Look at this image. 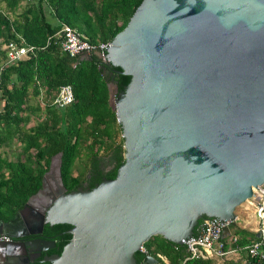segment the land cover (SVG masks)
<instances>
[{
  "label": "water",
  "instance_id": "water-1",
  "mask_svg": "<svg viewBox=\"0 0 264 264\" xmlns=\"http://www.w3.org/2000/svg\"><path fill=\"white\" fill-rule=\"evenodd\" d=\"M103 53L104 61L98 52L80 55L110 65L119 81L106 89L123 162L114 178L66 192L60 153L52 156L39 189L0 219V234L12 240L0 245L6 264H17L14 248L44 223L71 226L49 264H137L135 253L153 235L182 245L201 218L215 217L229 221L223 237L237 227L235 215L256 211L264 0H141ZM139 264L158 261L145 254Z\"/></svg>",
  "mask_w": 264,
  "mask_h": 264
},
{
  "label": "trees",
  "instance_id": "trees-1",
  "mask_svg": "<svg viewBox=\"0 0 264 264\" xmlns=\"http://www.w3.org/2000/svg\"><path fill=\"white\" fill-rule=\"evenodd\" d=\"M140 1L0 0L2 221L11 219L39 189L41 177L57 153L66 192L90 189L103 179L115 177L123 162V139L109 103L106 82H115L118 89L119 81L111 66L96 56L88 59L61 51L59 31L65 24L90 44L109 42ZM9 42L30 50L23 59L10 62L4 47ZM64 84L70 85L73 100L58 107L52 98ZM197 226L192 234H196ZM55 227L63 230L70 225ZM68 235H62L61 246ZM220 240L223 250L235 249L242 257L189 258L184 245L153 235L142 243L145 253L137 251L135 260L139 264L149 254L160 264H241L243 258L256 259L249 257L244 247L260 241L263 257L258 263L264 264V236H258L257 231L237 226Z\"/></svg>",
  "mask_w": 264,
  "mask_h": 264
},
{
  "label": "built area",
  "instance_id": "built-area-1",
  "mask_svg": "<svg viewBox=\"0 0 264 264\" xmlns=\"http://www.w3.org/2000/svg\"><path fill=\"white\" fill-rule=\"evenodd\" d=\"M60 35L62 36L59 46L61 51L67 53L69 56L79 55V54H91L98 52L100 60L104 61V48H107L109 42H101L98 44H90L82 36H80L76 31L68 25H62L60 29ZM4 47L7 48V58L11 61L21 60L26 56L27 51L30 49L25 46H18L13 42H9ZM73 100V94L70 85L64 84L57 88V91L52 98V103L55 106L62 107L70 103ZM263 192L260 197L257 198L256 204L250 203V206L256 211L253 212L258 218V223L252 231H257L258 236H264V184L260 185ZM229 221H219L215 217H205L197 224L196 234H192L184 239L182 245L185 246L188 252L189 258H208V257H222L225 256L228 251L223 250L221 242V231L222 228L228 224ZM234 239V238H233ZM10 237L4 234H0V243L8 242ZM260 241H253L246 245L249 257L256 258L250 261L247 258L241 260V264H259V259L263 257L262 252L259 250ZM140 252L145 253L143 246L139 247ZM162 261L166 262L165 258L161 255H157ZM167 264V263H166Z\"/></svg>",
  "mask_w": 264,
  "mask_h": 264
},
{
  "label": "flooded vegetation",
  "instance_id": "flooded-vegetation-1",
  "mask_svg": "<svg viewBox=\"0 0 264 264\" xmlns=\"http://www.w3.org/2000/svg\"><path fill=\"white\" fill-rule=\"evenodd\" d=\"M48 198V194L44 195L43 193H40L36 200H38L37 202L45 203ZM24 213L25 212L20 216V221L22 222H24L25 219ZM55 225L48 227L47 223H44L40 233L23 238V243L15 247L13 250L17 257V264H38V261H41L40 264H49V262L45 260L47 256L60 253L61 248L65 244H62V246L60 245L61 237L64 233H69L71 226L63 230H58V227H55ZM35 237L47 241L42 243L35 240ZM11 241L10 238L8 242L11 243ZM1 244L3 243H0V245ZM6 262L7 260H4L2 255L0 258V264H6Z\"/></svg>",
  "mask_w": 264,
  "mask_h": 264
},
{
  "label": "rangeland",
  "instance_id": "rangeland-1",
  "mask_svg": "<svg viewBox=\"0 0 264 264\" xmlns=\"http://www.w3.org/2000/svg\"><path fill=\"white\" fill-rule=\"evenodd\" d=\"M11 153V150L8 151V154ZM258 218L255 216L254 213H251L250 215L241 216V215H235L234 222L236 223V226L242 227L248 230H252L256 227V224L258 223ZM246 224V225H245ZM237 256L236 252L233 253L232 257L235 258Z\"/></svg>",
  "mask_w": 264,
  "mask_h": 264
},
{
  "label": "crops",
  "instance_id": "crops-1",
  "mask_svg": "<svg viewBox=\"0 0 264 264\" xmlns=\"http://www.w3.org/2000/svg\"><path fill=\"white\" fill-rule=\"evenodd\" d=\"M235 251H228V253L225 255L226 256V258H233L232 257V255H233V253H234ZM236 254H237V256L236 257H242V256H240V254H238L237 252H236ZM235 257V258H236ZM0 258H1V252H0ZM158 264H160L159 262H158Z\"/></svg>",
  "mask_w": 264,
  "mask_h": 264
},
{
  "label": "bare ground",
  "instance_id": "bare-ground-1",
  "mask_svg": "<svg viewBox=\"0 0 264 264\" xmlns=\"http://www.w3.org/2000/svg\"><path fill=\"white\" fill-rule=\"evenodd\" d=\"M246 225V224H245Z\"/></svg>",
  "mask_w": 264,
  "mask_h": 264
}]
</instances>
